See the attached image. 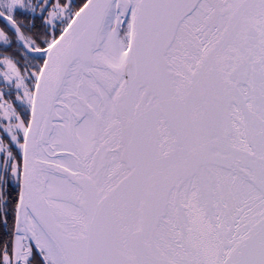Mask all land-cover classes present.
<instances>
[{
    "label": "snow or ice",
    "instance_id": "6c2138e0",
    "mask_svg": "<svg viewBox=\"0 0 264 264\" xmlns=\"http://www.w3.org/2000/svg\"><path fill=\"white\" fill-rule=\"evenodd\" d=\"M0 264H264V0H0Z\"/></svg>",
    "mask_w": 264,
    "mask_h": 264
}]
</instances>
